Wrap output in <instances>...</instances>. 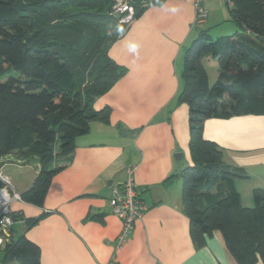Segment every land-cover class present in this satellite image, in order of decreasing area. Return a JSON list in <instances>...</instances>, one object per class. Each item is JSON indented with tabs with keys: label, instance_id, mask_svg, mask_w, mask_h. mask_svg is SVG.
<instances>
[{
	"label": "trees",
	"instance_id": "obj_1",
	"mask_svg": "<svg viewBox=\"0 0 264 264\" xmlns=\"http://www.w3.org/2000/svg\"><path fill=\"white\" fill-rule=\"evenodd\" d=\"M162 2L132 0V19ZM227 4L242 33L212 40L200 31L183 56L177 104L188 109L191 165L173 177L182 181V208L196 249L217 231L236 264H264V189H253V207H242L234 180L245 177L243 170L227 164L222 149L203 138L208 119L264 115V0ZM112 5L0 0V165L11 155L22 164L31 158L39 163L31 186L19 195L24 203L41 207L51 179L70 161L75 140L89 132L90 123L109 122V108L94 111L92 104L125 74L108 56L128 28L111 15ZM204 57L218 61L210 88ZM10 216L22 220L21 214ZM0 264H39V249L24 236L11 238L0 249Z\"/></svg>",
	"mask_w": 264,
	"mask_h": 264
},
{
	"label": "crops",
	"instance_id": "obj_2",
	"mask_svg": "<svg viewBox=\"0 0 264 264\" xmlns=\"http://www.w3.org/2000/svg\"><path fill=\"white\" fill-rule=\"evenodd\" d=\"M214 1L200 0V5L213 17L222 15L221 3L213 7ZM194 2L163 0L128 23L108 50L125 74L92 104L94 111L109 108V122L90 123L89 132L75 140L70 161L51 179L41 207L20 199L9 202L10 211L22 218L10 227L11 238L24 236L35 244L39 264H236L217 231L202 248L193 246L182 181L173 177L191 165L188 109L177 104V97L185 50L203 31L194 22ZM203 138L222 149L227 164L243 170L245 177L235 179L234 187L241 206L251 207L252 190L264 189V115L208 119ZM38 167L36 158L26 164L12 155L3 158L0 174L8 182L3 188L19 196ZM131 167L145 210L118 247L121 221L109 199ZM153 186L162 188L159 195L149 189ZM31 219L38 221L27 227Z\"/></svg>",
	"mask_w": 264,
	"mask_h": 264
},
{
	"label": "built area",
	"instance_id": "obj_3",
	"mask_svg": "<svg viewBox=\"0 0 264 264\" xmlns=\"http://www.w3.org/2000/svg\"><path fill=\"white\" fill-rule=\"evenodd\" d=\"M112 16H119V22L128 24L132 20L133 8L131 6L132 0H112ZM195 24L202 25L207 18V10L200 5V0H195ZM124 181L120 184L119 190L113 192L112 197L109 199V206L111 212L121 221V231L117 238V246L122 243L130 235L133 224L139 220L145 210L144 205L138 200V188L134 182L135 168H128L126 171ZM0 180L5 184L6 179L0 174ZM11 199L18 200L19 196L8 194L5 195L0 189V249L11 239L10 227L14 221L10 216L9 201Z\"/></svg>",
	"mask_w": 264,
	"mask_h": 264
},
{
	"label": "rangeland",
	"instance_id": "obj_4",
	"mask_svg": "<svg viewBox=\"0 0 264 264\" xmlns=\"http://www.w3.org/2000/svg\"><path fill=\"white\" fill-rule=\"evenodd\" d=\"M217 2L221 3L222 15H220V13L218 12L217 15L213 17V14L211 13V9L208 7L207 8L208 17L206 18V24L201 25V26L196 25V27L202 29L203 31H206V33L209 35V37L212 40H215L216 38L221 37V36L231 35L232 33H235L236 31L238 33H240V29L235 24H233L231 19H230L227 0H216L213 3V7H215V5H217V6L219 5ZM229 28H232V31L230 30L231 32L228 30ZM202 64H203L204 69L207 72L208 86L210 88L213 86V84L216 82V80L218 78V71H217L218 61H217V59H213L211 57H204L202 60ZM11 170H13V171L15 170V173L17 175H19L21 178L23 177V173L21 175L19 172L16 171V169L14 167H11ZM7 184H8V182L6 180L5 185H7ZM1 190L5 195H7V194L9 196L13 195V194L10 195L9 193H7L4 188H2ZM14 195H17V194H14ZM11 200L12 199L10 198V201ZM251 207H253V205ZM248 208H250V207H248Z\"/></svg>",
	"mask_w": 264,
	"mask_h": 264
},
{
	"label": "water",
	"instance_id": "obj_5",
	"mask_svg": "<svg viewBox=\"0 0 264 264\" xmlns=\"http://www.w3.org/2000/svg\"><path fill=\"white\" fill-rule=\"evenodd\" d=\"M119 16H116V18H118ZM179 157H181V155L180 154H176V156H175V158L176 159H178ZM152 192H154V193H156V194H158V191L160 190H162V188H160V187H158V186H153V187H150L149 188ZM159 195V194H158ZM154 202H156L155 200H154Z\"/></svg>",
	"mask_w": 264,
	"mask_h": 264
}]
</instances>
